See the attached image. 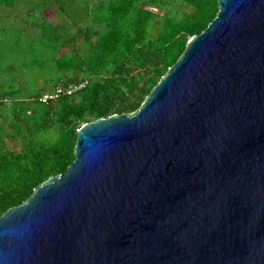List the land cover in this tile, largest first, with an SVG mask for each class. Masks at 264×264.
Returning a JSON list of instances; mask_svg holds the SVG:
<instances>
[{"label":"water","instance_id":"1","mask_svg":"<svg viewBox=\"0 0 264 264\" xmlns=\"http://www.w3.org/2000/svg\"><path fill=\"white\" fill-rule=\"evenodd\" d=\"M214 19L131 115L0 216V264H264V0Z\"/></svg>","mask_w":264,"mask_h":264},{"label":"trees","instance_id":"2","mask_svg":"<svg viewBox=\"0 0 264 264\" xmlns=\"http://www.w3.org/2000/svg\"><path fill=\"white\" fill-rule=\"evenodd\" d=\"M92 1L0 0L40 17L36 39L0 27V216L66 171L83 125L135 113L218 10L217 0Z\"/></svg>","mask_w":264,"mask_h":264},{"label":"rangeland","instance_id":"3","mask_svg":"<svg viewBox=\"0 0 264 264\" xmlns=\"http://www.w3.org/2000/svg\"><path fill=\"white\" fill-rule=\"evenodd\" d=\"M98 0H93L90 3V7H92L94 4H96ZM85 3H81V9H84ZM78 10V7L77 9ZM77 20V15L75 17ZM40 17L38 14L29 15L27 14L26 7L23 3H17L16 7L13 9H0V27L5 26L10 27L14 30H18L20 33L21 38L32 40L38 38V32L33 27L34 24L39 23ZM15 69V68H14ZM15 75L17 76V79L22 83L23 85L27 84V81H29L30 73L28 71L23 72H15ZM40 82V81H39ZM23 88H25L23 86ZM26 92V91H25ZM9 105V104H8ZM7 113V112H6ZM49 135H46L44 137H41V141L43 142H49Z\"/></svg>","mask_w":264,"mask_h":264},{"label":"built area","instance_id":"4","mask_svg":"<svg viewBox=\"0 0 264 264\" xmlns=\"http://www.w3.org/2000/svg\"><path fill=\"white\" fill-rule=\"evenodd\" d=\"M84 85H85V83H81L77 86L68 87L64 92H63L62 88L57 87L53 94L43 96L41 98V101L45 102L48 99L56 98L57 96L62 95V94L70 95L73 92L80 90Z\"/></svg>","mask_w":264,"mask_h":264}]
</instances>
